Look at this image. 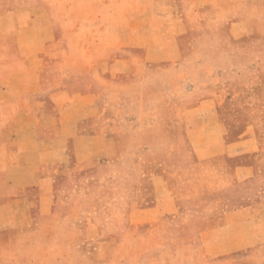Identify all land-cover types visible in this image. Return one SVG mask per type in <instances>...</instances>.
I'll list each match as a JSON object with an SVG mask.
<instances>
[{
    "label": "rangeland",
    "instance_id": "374dc122",
    "mask_svg": "<svg viewBox=\"0 0 264 264\" xmlns=\"http://www.w3.org/2000/svg\"><path fill=\"white\" fill-rule=\"evenodd\" d=\"M0 264H264V0H0Z\"/></svg>",
    "mask_w": 264,
    "mask_h": 264
},
{
    "label": "crops",
    "instance_id": "0c3cea01",
    "mask_svg": "<svg viewBox=\"0 0 264 264\" xmlns=\"http://www.w3.org/2000/svg\"><path fill=\"white\" fill-rule=\"evenodd\" d=\"M134 19V15H132L131 17H129V20L133 21ZM137 19V18H136ZM124 30L122 29L121 31H138L139 29V24L137 22H132L131 24L127 25V27L124 26Z\"/></svg>",
    "mask_w": 264,
    "mask_h": 264
}]
</instances>
